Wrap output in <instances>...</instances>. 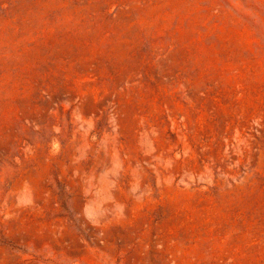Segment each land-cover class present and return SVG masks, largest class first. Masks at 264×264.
Masks as SVG:
<instances>
[{
    "label": "rangeland",
    "instance_id": "rangeland-1",
    "mask_svg": "<svg viewBox=\"0 0 264 264\" xmlns=\"http://www.w3.org/2000/svg\"><path fill=\"white\" fill-rule=\"evenodd\" d=\"M0 264H264V0H0Z\"/></svg>",
    "mask_w": 264,
    "mask_h": 264
}]
</instances>
